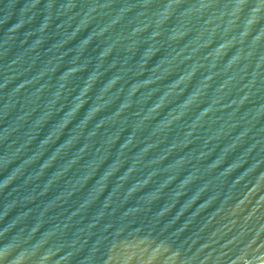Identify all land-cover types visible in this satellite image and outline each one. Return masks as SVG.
I'll return each mask as SVG.
<instances>
[{
  "label": "water",
  "instance_id": "water-1",
  "mask_svg": "<svg viewBox=\"0 0 264 264\" xmlns=\"http://www.w3.org/2000/svg\"><path fill=\"white\" fill-rule=\"evenodd\" d=\"M0 264H264V0H0Z\"/></svg>",
  "mask_w": 264,
  "mask_h": 264
}]
</instances>
